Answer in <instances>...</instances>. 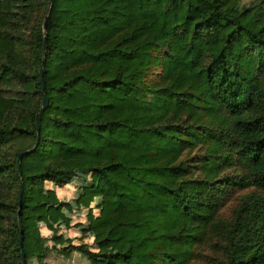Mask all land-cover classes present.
I'll use <instances>...</instances> for the list:
<instances>
[{
    "label": "trees",
    "instance_id": "16d2710c",
    "mask_svg": "<svg viewBox=\"0 0 264 264\" xmlns=\"http://www.w3.org/2000/svg\"><path fill=\"white\" fill-rule=\"evenodd\" d=\"M79 178L96 251L40 223ZM207 241L264 264V0H0V264H192Z\"/></svg>",
    "mask_w": 264,
    "mask_h": 264
},
{
    "label": "rangeland",
    "instance_id": "374dc122",
    "mask_svg": "<svg viewBox=\"0 0 264 264\" xmlns=\"http://www.w3.org/2000/svg\"><path fill=\"white\" fill-rule=\"evenodd\" d=\"M256 0H242L243 5H248ZM88 183L85 179H76L68 188H49L48 196L52 205L51 212L42 211L40 223L42 231L49 235L55 232V239L49 241L55 246L86 245L90 251H96L98 244V221L106 217L103 200L92 191L96 185V178H91ZM241 192L236 191L231 195L230 200L220 211L222 217L229 218L237 203V198ZM65 203V204H61ZM50 213V214H48ZM111 247V246H109ZM202 252L200 253V251ZM211 249L209 241L203 243L197 250L198 256L194 258L192 264H214L215 256L219 255ZM57 257H54L56 259ZM61 264H87L80 258L74 250L70 251L66 257H59Z\"/></svg>",
    "mask_w": 264,
    "mask_h": 264
},
{
    "label": "water",
    "instance_id": "95a60500",
    "mask_svg": "<svg viewBox=\"0 0 264 264\" xmlns=\"http://www.w3.org/2000/svg\"><path fill=\"white\" fill-rule=\"evenodd\" d=\"M45 43H46V38H44V45H45ZM40 83H41L42 90H44L43 67L42 66L40 68ZM42 102H43V107H46L47 104H48V97L46 95L43 96ZM37 129H38V122H37ZM25 152H20L17 155V163H18V171H19V173H21L20 164H19L20 158ZM20 192H21V188H20ZM21 264H25V257H24V253H23L22 250H21Z\"/></svg>",
    "mask_w": 264,
    "mask_h": 264
}]
</instances>
